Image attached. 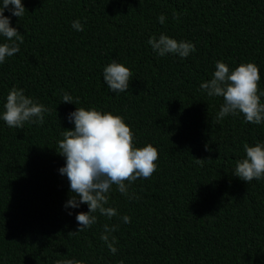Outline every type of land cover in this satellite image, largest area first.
Listing matches in <instances>:
<instances>
[{
	"label": "trees",
	"instance_id": "obj_1",
	"mask_svg": "<svg viewBox=\"0 0 264 264\" xmlns=\"http://www.w3.org/2000/svg\"><path fill=\"white\" fill-rule=\"evenodd\" d=\"M0 264H264V0H0Z\"/></svg>",
	"mask_w": 264,
	"mask_h": 264
}]
</instances>
